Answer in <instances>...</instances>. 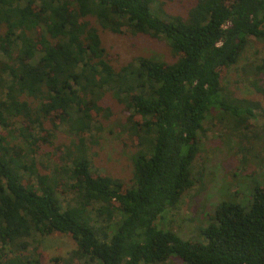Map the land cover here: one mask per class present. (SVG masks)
<instances>
[{
    "label": "trees",
    "instance_id": "obj_1",
    "mask_svg": "<svg viewBox=\"0 0 264 264\" xmlns=\"http://www.w3.org/2000/svg\"><path fill=\"white\" fill-rule=\"evenodd\" d=\"M164 3L0 0V264H42L27 240L54 232L74 242L57 264H264V102L222 82L258 42L235 83L264 94V0H193L182 14ZM101 30L161 38L170 58L112 61ZM106 94L122 106L108 132L133 148L128 178L93 168L116 115ZM60 126L72 139L43 154ZM208 132L232 141L248 193L183 239L157 220L200 183Z\"/></svg>",
    "mask_w": 264,
    "mask_h": 264
},
{
    "label": "rangeland",
    "instance_id": "obj_2",
    "mask_svg": "<svg viewBox=\"0 0 264 264\" xmlns=\"http://www.w3.org/2000/svg\"><path fill=\"white\" fill-rule=\"evenodd\" d=\"M159 1H165L162 6L167 13L182 14L193 0ZM100 35L109 57L113 59L112 61H125L138 54L155 55L164 59L170 58L167 44L161 38H153L146 34L112 33L108 30H101ZM260 46L261 44L258 42H251L241 54L238 64L223 74L222 82L227 89L238 90L240 96L253 97L264 102L263 93L255 92L246 83H235V79L240 77L239 65L260 57L262 51L258 54L255 52V49ZM101 103L109 105L117 116H112L107 121L106 129L99 134L100 144L98 147H94L96 154L92 157L93 168L98 171L110 172L118 177L128 178L131 172L130 156L133 153V148L125 143L123 134L118 133V131L115 132L114 129L112 133L108 132V129L116 123V118L121 117L122 106L114 101L109 94L103 97ZM16 126H19V123L12 127L9 134L15 131ZM58 129L52 143L44 145L41 149L43 154L52 152L58 143H65L72 139L64 127L60 126ZM0 132L2 134L7 133L5 130H0ZM207 135L211 137V140L208 139L207 147H204L195 162L196 171L200 170L203 163L200 183L185 193L174 209L169 210L161 219L157 220L159 227L172 228L183 239L201 238L200 226L207 224L209 215L214 212L223 198L229 199L231 196H235L240 202V200L245 201L244 197L248 193L245 192L246 188L243 183L249 182L250 179L243 177L241 164L228 152L231 149L229 146L232 145V141L229 143L225 137H215L213 132H208ZM44 156L38 155L37 159L43 160ZM233 169L237 173L236 183H232L233 178L229 174ZM262 175H264V168L258 170L257 175H255L256 179ZM36 239H40V242L32 241V239L27 240L26 253H40L42 264H57L52 258L65 255L74 246L72 239L60 232L44 236L37 235ZM35 247H38L37 251L34 250ZM165 264L185 263L174 256Z\"/></svg>",
    "mask_w": 264,
    "mask_h": 264
}]
</instances>
